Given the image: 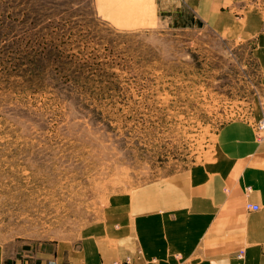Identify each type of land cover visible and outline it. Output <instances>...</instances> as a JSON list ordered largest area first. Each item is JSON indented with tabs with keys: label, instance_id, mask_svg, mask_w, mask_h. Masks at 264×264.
I'll list each match as a JSON object with an SVG mask.
<instances>
[{
	"label": "rangeland",
	"instance_id": "374dc122",
	"mask_svg": "<svg viewBox=\"0 0 264 264\" xmlns=\"http://www.w3.org/2000/svg\"><path fill=\"white\" fill-rule=\"evenodd\" d=\"M149 1L120 0L127 11L114 6L111 22L98 0H0V245L10 263L131 232L146 187L223 159L224 126L264 134L257 38L232 37L246 15L264 30V0H215L214 18L224 1L236 6L227 31L163 17L138 26Z\"/></svg>",
	"mask_w": 264,
	"mask_h": 264
},
{
	"label": "crops",
	"instance_id": "0c3cea01",
	"mask_svg": "<svg viewBox=\"0 0 264 264\" xmlns=\"http://www.w3.org/2000/svg\"><path fill=\"white\" fill-rule=\"evenodd\" d=\"M119 1L98 0L100 16L117 20L114 6L127 11L124 4L120 9ZM166 1L171 2L170 8L168 4L161 7L165 3L161 0L154 5L147 2L149 15L137 14L138 26L158 25L160 17L177 26L209 24L224 31L236 24V6L228 1L221 5L218 18L211 13L215 0ZM175 1L183 9H175ZM244 19L246 24L240 23L232 37L257 38L254 53L264 71L263 20L254 19L253 14ZM262 85L264 89V77ZM262 116L264 120V111ZM255 127L249 122H231L218 134L223 159L214 167L186 170L141 191L145 198L141 202L138 198L137 203L146 201L147 208L146 212L137 208L131 232L88 240L78 249L56 245L54 250L35 254L31 261L15 258L11 263L0 245V264H113L126 257L133 264H264V134ZM249 202L259 204L260 209L247 210Z\"/></svg>",
	"mask_w": 264,
	"mask_h": 264
},
{
	"label": "built area",
	"instance_id": "2783aa9c",
	"mask_svg": "<svg viewBox=\"0 0 264 264\" xmlns=\"http://www.w3.org/2000/svg\"><path fill=\"white\" fill-rule=\"evenodd\" d=\"M262 127H264V124L262 125ZM257 132L258 129H257ZM260 134H262L261 132H259ZM248 210H253V211H258L260 206L258 204H255V203H249V205L247 206ZM113 264H133V261L130 257H126L125 260L123 261H115Z\"/></svg>",
	"mask_w": 264,
	"mask_h": 264
},
{
	"label": "bare ground",
	"instance_id": "6f19581e",
	"mask_svg": "<svg viewBox=\"0 0 264 264\" xmlns=\"http://www.w3.org/2000/svg\"><path fill=\"white\" fill-rule=\"evenodd\" d=\"M264 123H262V125H263ZM262 125H261V129H264V127H262ZM250 203V202H249ZM256 204V203H255ZM249 204H247L246 205V208H248L247 206H248ZM259 205V204H258ZM260 206V205H259ZM260 209V208H259ZM248 210V209H247ZM132 259V258H131Z\"/></svg>",
	"mask_w": 264,
	"mask_h": 264
}]
</instances>
